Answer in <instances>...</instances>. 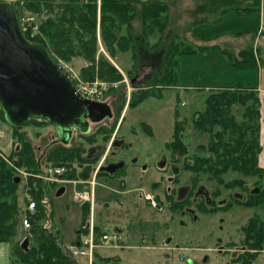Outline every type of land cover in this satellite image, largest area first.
<instances>
[{"label": "rangeland", "instance_id": "obj_1", "mask_svg": "<svg viewBox=\"0 0 264 264\" xmlns=\"http://www.w3.org/2000/svg\"><path fill=\"white\" fill-rule=\"evenodd\" d=\"M160 1L165 2L166 0ZM6 2L10 3L11 1ZM172 2V7L175 6V3L177 4L175 9H171V25L167 30L166 41H171L172 36L178 32L179 34L176 35L178 41L193 46L192 36L197 38L208 31L203 26H192L191 29L186 27L195 19H200L202 13L198 14L196 2L193 0H173ZM220 6H233V3L231 0H213V3L207 8L210 9L208 14L210 19L214 18ZM21 15L35 16L37 32L40 31L41 20L39 18L41 16L26 10H21L17 16L20 18ZM42 18L44 17L42 16ZM232 18H236V20ZM259 18V12L242 17H238L235 13H228L223 26L226 30L236 29V31H244L247 26V28L251 27L249 29H254L253 33H257L262 26ZM239 24L240 26H238ZM215 25L210 24L209 26ZM135 26L138 30L140 29L139 22H136ZM219 27L221 26L215 27L211 31L219 29ZM124 33L126 30H123L121 35ZM247 34L244 33L236 41L243 45H249L251 37ZM157 40V34L150 36L152 43ZM99 42V52L104 53L123 74L125 87L114 91L118 88L119 83L106 82L97 77L92 80L102 81L109 85L104 102L109 105L113 104L114 116L104 122L92 124L87 134L75 133L68 144L69 148L83 149L82 155L85 158H89L88 151L92 148H99L103 151L102 155L82 166L78 163L73 164L77 168V172H81L86 166H89L92 169L90 177L83 179L64 175L66 180L79 181L92 180L96 177L95 200L88 221H92V217L94 224L102 231L116 233L120 237V242L124 243L123 248L116 247L115 243H107L106 246L96 249L99 256H95V263L104 264L98 260V257H114L119 259L118 264H227L230 262V256L219 254L216 249H219V245H223L230 253L236 246L240 245L243 227L251 217L256 216L264 222V203L256 207H247L238 201L239 203H234L230 208L228 206L223 208L228 211L218 213H214L216 210L212 211V208L208 207L206 214L197 212L198 220H194L189 215H183L180 209L171 211L167 208L166 203H162L158 199V197L163 198L162 186L168 184V174L159 168V163L163 154L168 155L165 147L173 140L175 121L185 120L186 129L183 140L188 151L184 155L173 151L178 163L184 168L185 163L197 154L198 147L207 145L209 142L208 135L196 131L191 122V117L195 111L205 108V99L210 89L220 87L219 85L228 87L230 85L226 83H235V81L244 80L243 82H245L248 81L247 79L253 81V77L258 71L232 69L226 63L228 60L226 56L224 57L226 66L223 67V64L214 58H212L213 64L208 63L207 58L201 57L202 54L200 53L183 55L180 57L177 67L180 86L164 89L163 97L160 99L150 97L138 106L130 108L129 102L132 98V92L138 88L137 86L146 85L155 71L152 63L158 64L159 59L145 55L141 61L142 66L134 67L132 52L117 51L116 54L118 55L115 54L114 57H111L103 47L101 39ZM48 53L58 66L69 71L78 82H92L91 80H84L81 76V69L88 65L82 58H75L71 62H66L59 58L55 60L51 51ZM124 101H126V105L119 117L118 113ZM234 112L240 117L241 107L235 105ZM143 123L149 127H145ZM112 128L113 131L108 133V130ZM22 130L27 133L29 140L37 150L40 156L39 160L43 161V164L46 163V155L49 150L45 155L43 152L50 143V138L55 134L53 127L48 124L28 122ZM12 133L13 127L0 117V154L5 157L11 153L16 145ZM114 139L121 140L128 146V151L125 154L123 149H120L114 159L121 157L137 159L136 165L130 164L128 167L125 187L120 186L121 179L98 176L99 167L105 161L106 152L112 150L111 145ZM167 149H169L168 146ZM68 170L67 167L66 172ZM15 176L21 177V182L17 192L19 208L17 234L9 241L12 251L18 244L21 245L26 238L29 239V246L35 245L32 225L28 229L23 225V220L28 219L27 206L30 201H35L31 196V186L26 184L29 174L23 170L15 169ZM34 176L37 178L36 175ZM193 177L198 178L196 183L189 181ZM223 178L224 183L218 184L210 181L206 174L195 175L184 169L179 175V183L174 187L175 199L187 198L189 193H191L189 196L193 197L198 187L204 186L209 191L214 204L215 201L223 199L230 203L229 192L245 194L247 197L251 189L264 188V176L246 177L239 173L230 172ZM234 179H241L242 183L230 188L226 186V183ZM157 182H161L160 185L162 186L155 189L152 184ZM60 186L58 183H48V209L50 212L53 211L52 219L55 228L60 234H63L64 246H68L73 240H76V231L81 227L82 204L74 199V186L72 184H62L66 191L62 196L56 197L57 189ZM77 188L90 191V184L79 185ZM243 188H246L247 193H243ZM180 191L182 192L178 195ZM147 193L152 195L153 199L162 206L161 209L151 204ZM191 203L192 208H194L193 198ZM168 240L170 242L166 243ZM206 257L207 260L205 261ZM189 260L193 262L190 263ZM77 262L82 264L84 260ZM253 264H264V245Z\"/></svg>", "mask_w": 264, "mask_h": 264}, {"label": "trees", "instance_id": "obj_2", "mask_svg": "<svg viewBox=\"0 0 264 264\" xmlns=\"http://www.w3.org/2000/svg\"><path fill=\"white\" fill-rule=\"evenodd\" d=\"M172 1L14 0L10 3L17 15L21 10H26L41 16L38 34L34 38H31L30 34L25 35L32 43L42 44L48 52L51 51L55 60L59 58L71 62L75 58H82L88 63L81 69L84 80L92 81L97 77L106 82L119 83L114 91L125 87L123 74L104 53L99 52L100 39L111 57H114L117 51L132 52L134 67L142 66L141 61L145 55L158 58V64L152 63L155 71L146 85L137 86L132 92L129 102V107L132 108L150 97L162 98L164 89L179 87L177 67L180 57L209 49L208 46H190L178 41V32L172 36L171 41H166L167 30L171 25ZM193 1L196 2L198 14L202 13V17L195 19L186 27L188 29L208 22L205 14L210 11L207 8L213 3V0ZM260 5L261 0H252L242 7L220 6L219 18L221 14L230 11H235L241 16L259 12ZM136 22L140 23L139 30L135 26ZM123 30H126V33L121 35ZM154 34L158 35V40L152 43L150 36ZM224 54L233 69H258L259 61L255 58L253 48L244 49L238 55L224 50ZM125 105L126 101L119 110V117ZM235 105L241 107L240 117L234 112ZM260 108L261 98L256 87L237 83L231 87L210 89L205 99V108L195 111L191 117L196 131L208 135L209 142L198 147L197 154L185 163L184 169L195 175L206 174L210 181L218 184H223V177L230 172L246 177H263L264 168L259 164L262 151ZM0 117L6 121L1 105ZM29 123L48 124L35 119H31ZM143 125L149 127L145 123ZM23 127H13L12 137L16 145L11 153L7 157L0 154V241L9 242L17 234L19 183L15 180V169H20L29 174L26 184L31 186V196L36 202V212H27L35 245L23 249L18 244L11 253V263L79 264L65 250L63 236L54 226L53 211L48 209V185L34 175L41 173L44 165L50 163L68 167L66 177L88 179L92 169L86 166L83 171L77 172L73 164L82 166L93 159L83 157V149L59 145L49 150L46 163L43 164V161L39 162L40 156L27 133L22 130ZM185 129V120H176L173 140L167 144L172 151L182 155L188 151L183 140ZM112 131L113 128L108 130V133ZM103 175V172H98V176ZM197 180L196 177L191 179L194 183ZM241 183V179H234L226 183V186L230 188ZM249 199L243 203L247 207L263 204L264 188H259V192L251 194ZM186 204V201L175 202L173 209H182ZM89 216L90 203H85L81 206V227L76 231V240L85 232L84 225L89 222ZM96 231L99 233L100 228L96 227ZM242 244L246 245L249 251L243 254L239 264H253L264 245V222L260 218L251 217L243 227ZM98 260L104 264L119 262V259L114 257H98Z\"/></svg>", "mask_w": 264, "mask_h": 264}, {"label": "water", "instance_id": "obj_3", "mask_svg": "<svg viewBox=\"0 0 264 264\" xmlns=\"http://www.w3.org/2000/svg\"><path fill=\"white\" fill-rule=\"evenodd\" d=\"M0 105L12 127H22L32 118L53 125L58 138L47 148L54 143L67 146L74 131L86 134L92 124L113 118L107 102L83 98L71 77L53 61L46 48L25 38L16 11L7 2H0ZM122 167L124 163L111 164L101 170L115 173ZM15 180L20 183L21 177L16 176ZM201 190L209 196L205 187ZM258 192L259 189L254 190ZM64 193L65 187L61 186L56 197ZM21 246L27 249L29 239Z\"/></svg>", "mask_w": 264, "mask_h": 264}, {"label": "flooded vegetation", "instance_id": "obj_4", "mask_svg": "<svg viewBox=\"0 0 264 264\" xmlns=\"http://www.w3.org/2000/svg\"><path fill=\"white\" fill-rule=\"evenodd\" d=\"M110 106H111L112 111H113L114 110L113 104H110ZM32 119L39 120V119H36V118H32ZM40 121H43V120H40ZM44 122H46V121H44ZM48 125L53 127V129L55 131V134L50 138V143H51V141L53 139L55 140L56 138H58V135L56 133V128L53 125L49 124V123H48ZM75 133H77L79 135H81V134L84 135V133H81L79 131H74L73 136H74ZM73 136H72V138H73ZM59 145L65 146V145H63L61 143H54L53 145H51L48 148L46 146L45 149L47 148V150L45 151V149H44L43 155H45V153H47L48 150H50V149H52V148H54L56 146H59ZM66 147H68V145ZM111 148H112L111 151L106 152L105 159H104L105 161L99 167V171L103 172L105 174L103 176L108 177L110 179H121L120 180V186L121 187H125L126 186L125 185V178L127 176L128 167H129L130 164L136 165L137 164V159L126 158V157H121L119 159H114L118 155V151L120 149H123L124 154L128 151V146L125 145V143L123 141H121V140H117V139L115 140L114 139V141L112 142ZM165 149L167 150L166 153L168 155H165V154L162 155V157H161L162 160L159 163V168L162 171L167 172V174H168V177H167L168 184L165 185V186H162V185H160L161 182H157V183H153L152 187L157 189V188H160L162 186V189H163L162 197L163 198L158 197V199H160V202L166 203L167 208L170 209L171 211L174 210L173 207H174V203L175 202L186 201L187 204L184 206V208L180 209V212L183 215L191 216L192 219H194V220H198V217H197V214H196L197 212L202 213V214H206L208 207H211L212 211H213L214 208H218L216 210V212H214V213H218V212H221V211H228V210H224L223 208H225L227 206L230 208V207L233 206L234 203H239L238 201H240L241 203L248 202L250 200L249 199L250 195L254 194V189L250 190V193L247 194V197L245 196V194L229 192L228 195H229L230 203H228V201L226 199H223V200L215 201V204H214V200L211 198V195H210L209 191L206 189L207 192H208V195H209V196H206L204 193H202V192H204V190H201V187H204V186H199L198 189L194 192L193 197H190L189 195L191 193H189L187 198H184L182 200L175 199L176 195L174 194L175 193L174 187L176 186V184L179 183L178 182L179 181V175H180L181 172L184 171V168H183V166H181L178 163L177 158L174 156V152L170 148L167 149V146L165 147ZM102 153H103V151L100 150L99 148H92V149H90L88 151V156H89L90 159H94V158L102 155ZM43 155H42V157H43ZM120 163H124V167H122L120 169H117L115 171V173H110L108 171H102L101 170L102 167H107V166H109L111 164H120ZM189 181H191V180H189ZM242 190H243V193H247L246 188H243ZM181 192L182 191H180L178 193V195L181 194ZM147 195H150V194L147 193ZM215 195L216 194H214V196ZM150 197L153 198L152 195H150ZM192 198L194 200V203H193L194 208H192V206H191V204H192L191 203V199ZM148 199H149V197H148ZM223 201L225 203H223L222 205H219V203L223 202ZM151 204L155 205L159 209L162 208V206L159 205V203H157L155 200H154V203H153V201H151ZM178 210L179 209H177V211ZM174 211H176V210H174ZM151 240L154 241V239H151ZM169 242H170V240H168L166 243H169ZM121 243H122V248H123L124 247V243L122 241H121ZM216 250L218 251L219 254L229 255L230 256V259H229L230 262H228L227 264H239L240 263L239 260L241 259L243 254L245 252L249 251L247 249V246L242 244V240H241L240 245L236 246L235 249L232 252H230V253L227 252V248L223 247V245H219V249H216ZM204 260L206 261L207 257ZM189 262L192 263L193 261L189 260Z\"/></svg>", "mask_w": 264, "mask_h": 264}, {"label": "crops", "instance_id": "obj_5", "mask_svg": "<svg viewBox=\"0 0 264 264\" xmlns=\"http://www.w3.org/2000/svg\"><path fill=\"white\" fill-rule=\"evenodd\" d=\"M6 1L12 2L14 0H6ZM6 1L2 0L1 2H6ZM231 1L233 3V7H236V6L242 7V6H246L247 4H249L252 0H231ZM176 4L177 3H175V6ZM238 4H243V5H238ZM175 6L173 5L171 9L172 8L175 9L174 8ZM228 13H235L238 17H242L241 15H238L235 11H230V12L221 14L219 18V12L217 11L214 18L210 19L208 15L209 12H207L205 16L208 22L204 24L201 23L200 25H197V26L198 27L203 26L204 28H206V31L208 32L199 35L197 38L195 36H192V40H193L194 45H201V46L209 47V49L203 52H199L200 54H202L201 57L207 58L208 63H212V64H213L212 58L219 60V63L223 64V67L226 66L224 62L225 61L224 57L226 56L224 54V50L231 51L235 55H238L244 49L253 48L255 58L257 59V61H259L258 69H254V71H258V73L256 74V76L253 77V81H251L250 79H247L248 81H245V82H243L244 80H242V81H235V83L232 82V83H226V84H229L230 86L228 87H231V86H234L233 84L243 83L245 85L248 84L252 87H256L258 90L259 96L261 98L260 142L262 145V151L259 155V164L261 167L264 168V35L259 34L260 29L258 30L257 33H253L254 29H249L251 27L247 28V26L245 27L246 29L244 31H236V29L226 30L223 24L225 21V17ZM259 14H260L259 22L261 25L264 23V0H261ZM232 19L236 20V18H232ZM210 24H216V25L209 26ZM218 26H221V27H219V29H215L214 31H211L215 27L218 28ZM238 26H240V24ZM240 33H248L247 35L251 37L249 45H245V44L243 45V44H240V42L236 41V39H240L243 36V35H238ZM214 46H216V48H213ZM117 55L118 54H116V56ZM226 58L228 59L227 56ZM226 63H228V66L232 68L228 60ZM219 86L224 87L222 85H219ZM11 253H12L11 243L0 241V264H12L11 263Z\"/></svg>", "mask_w": 264, "mask_h": 264}, {"label": "built area", "instance_id": "obj_6", "mask_svg": "<svg viewBox=\"0 0 264 264\" xmlns=\"http://www.w3.org/2000/svg\"><path fill=\"white\" fill-rule=\"evenodd\" d=\"M40 17V16H39ZM41 18H39L40 20ZM19 26L24 34H30L31 38H34L38 33L36 28V17L31 15H21L19 18ZM260 34L264 35V24L260 28ZM65 71L72 79L77 89V92L84 98L93 100H103L106 92L109 90V85L102 81L92 82H78L76 77L69 73L62 66H59ZM66 172V167L56 166L48 164L44 167L43 172L37 175V177L43 179L46 183H63L68 182L74 186L73 197L81 204L86 202L93 203L95 195V180L91 181H79V180H65L63 179ZM90 184V191L81 190L77 188L78 184ZM150 197V196H149ZM36 208V202L30 201L28 204V210L34 212ZM23 225L26 229L31 227L27 218L23 220ZM88 232L84 234L77 244H72L68 247L69 252L76 260H84V264H94L96 249L106 246L107 243H115L116 247H120V237L116 233L102 232L99 236L96 234L95 226L91 222L88 226Z\"/></svg>", "mask_w": 264, "mask_h": 264}]
</instances>
